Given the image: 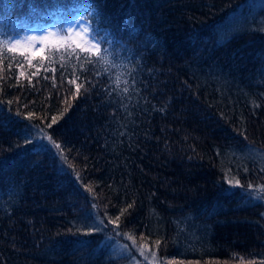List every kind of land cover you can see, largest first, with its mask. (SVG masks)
Masks as SVG:
<instances>
[{"label":"trees","instance_id":"1","mask_svg":"<svg viewBox=\"0 0 264 264\" xmlns=\"http://www.w3.org/2000/svg\"><path fill=\"white\" fill-rule=\"evenodd\" d=\"M76 16L107 65L0 48V264H264V0H0V42Z\"/></svg>","mask_w":264,"mask_h":264},{"label":"rangeland","instance_id":"2","mask_svg":"<svg viewBox=\"0 0 264 264\" xmlns=\"http://www.w3.org/2000/svg\"><path fill=\"white\" fill-rule=\"evenodd\" d=\"M68 22H70L67 25L66 32L63 33L64 36H61L57 33L55 28H48V29H43L41 31H31L27 38H32L35 37L37 38V42L33 43L31 47H40L41 44L46 45V43H63L67 42L70 43L74 46H77L79 44V48H83L84 50L90 51L92 49L91 44L95 43L91 35H87L88 29L86 26V22L82 17L76 16L72 19H68ZM88 41V47L85 48V44L82 43L81 41ZM17 41H23V40H17ZM67 86H69L67 84ZM67 92L69 93L70 96L75 94L76 92L69 91L67 89ZM246 157H250L248 154H245V152L241 151H236V152H229L226 154V159L228 160H240V161H246ZM254 157V156H253ZM261 161H264V156L260 155L259 157ZM189 229H186V231H176L174 241L175 243L181 247V245H187L191 246L192 242H188L187 238L189 235ZM200 263L199 260H194L196 263ZM165 264H169L168 261H164ZM194 262L191 261H184V262H177L174 261L173 264H195ZM201 264V263H200Z\"/></svg>","mask_w":264,"mask_h":264},{"label":"snow or ice","instance_id":"3","mask_svg":"<svg viewBox=\"0 0 264 264\" xmlns=\"http://www.w3.org/2000/svg\"><path fill=\"white\" fill-rule=\"evenodd\" d=\"M87 35H90V32L87 33ZM37 42V38L35 37H32V38H26L24 39L23 41H17L15 44L11 41V39L9 38L8 41L6 42H0V48H5L7 49L8 51H16L17 50V45L18 44H23L25 45V47L20 50V55L22 56H27V57H32V58H35L37 55H39L41 58H44V52H45V47L43 44H41L40 47H31V45L33 43ZM82 43L85 44V48L88 47V41L84 40V41H81ZM77 47H79V44H77ZM91 47L93 49H95L97 55H98V58L99 60L107 65L109 63V59L105 56H100L99 53L101 52V48L98 47L95 43H92L91 44ZM29 64L31 65V60H29ZM79 90V89H78ZM125 91H127V89H125ZM67 111V109H66ZM56 122V119L53 118V121L52 123L54 124ZM49 127H51V125H49ZM24 139L26 141H29V142H32V143H36V141L33 140L32 136H25ZM41 147L44 149V150H50L48 149V146L46 144H42L41 143ZM57 147H60L59 145H57ZM118 219V218H117ZM110 223H114L113 221H109ZM93 228H98V226L96 224H93L92 225Z\"/></svg>","mask_w":264,"mask_h":264},{"label":"bare ground","instance_id":"4","mask_svg":"<svg viewBox=\"0 0 264 264\" xmlns=\"http://www.w3.org/2000/svg\"><path fill=\"white\" fill-rule=\"evenodd\" d=\"M49 28H55V27H53V25H51ZM218 42H219V40H218ZM193 48L195 49V50H199V49H203V48H205V46L204 45H200V44H198V43H194L193 44ZM204 60H207V58L206 59H204ZM204 69H198V71H200V72H202ZM228 76L226 75V77H222L223 79H225V78H227ZM163 204V203H162ZM169 205V204H168ZM191 205H192V207H193V205L194 204H192L191 203ZM191 205H189V206H180V205H176V206H172V208L173 209H175L177 212H183V211H185V209H190L191 208ZM188 215H190V213H187ZM205 252V251H204ZM208 253H209V251H206L205 252V254H207V256H208Z\"/></svg>","mask_w":264,"mask_h":264}]
</instances>
